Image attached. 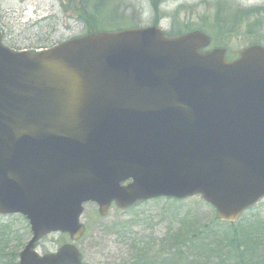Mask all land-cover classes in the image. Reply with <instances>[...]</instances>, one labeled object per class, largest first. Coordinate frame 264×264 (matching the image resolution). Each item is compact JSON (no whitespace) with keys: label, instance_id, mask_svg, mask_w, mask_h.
<instances>
[{"label":"water","instance_id":"obj_1","mask_svg":"<svg viewBox=\"0 0 264 264\" xmlns=\"http://www.w3.org/2000/svg\"><path fill=\"white\" fill-rule=\"evenodd\" d=\"M208 45L147 29L31 55L0 36V213L33 232L20 264H81L73 246L34 248L52 232L79 239L87 202L105 216L113 201L201 194L234 222L264 197V48L228 64Z\"/></svg>","mask_w":264,"mask_h":264},{"label":"rangeland","instance_id":"obj_2","mask_svg":"<svg viewBox=\"0 0 264 264\" xmlns=\"http://www.w3.org/2000/svg\"><path fill=\"white\" fill-rule=\"evenodd\" d=\"M151 25L174 34L203 27L212 38L210 48L226 47L228 55L237 56L250 45H264V0H0L3 44L15 51L65 43L95 29L119 31ZM81 223L87 233L75 246L84 264H131L136 251L121 239L119 230L124 225L141 235L140 241L160 245V252L181 251L194 258L223 256L227 249H235L234 254L242 253L246 259L235 256L233 264H264V200L234 226L217 222L214 209L200 197L150 201L128 211L113 205L103 218L96 205L88 204ZM0 224L13 236L6 246L8 257L0 264H18L19 253L32 236L29 223L19 215H0ZM181 227L203 232L196 250L179 245L173 251L175 228ZM230 240L238 247L229 248ZM69 243L67 236L53 234L38 244L37 252L54 254Z\"/></svg>","mask_w":264,"mask_h":264},{"label":"trees","instance_id":"obj_3","mask_svg":"<svg viewBox=\"0 0 264 264\" xmlns=\"http://www.w3.org/2000/svg\"><path fill=\"white\" fill-rule=\"evenodd\" d=\"M96 32L99 31L96 29L90 30L87 34H93ZM135 223H140V221H137ZM127 226L128 225L122 226L121 230H119V233L121 232V239L126 240L128 245L136 251V255L134 258H132L133 260L131 264H233L234 262L232 261L234 260L235 256L238 258L246 259V257L242 255V253L234 254L235 249H227L226 253L223 254V256H218L216 254H199L194 258H192L189 254L183 253L181 251H178L176 253L160 252L158 249L159 247L155 244V242L146 244L144 243V240L140 241L141 235L132 233ZM175 229L177 230V232L173 235L172 239V241L175 242L173 251L177 250L179 245L187 247V250L189 251L196 250L193 248L197 246L196 244L200 239L203 240V232L201 231L198 233V231L196 232L190 227H181ZM12 239L13 236L10 230L0 224V260L6 259L8 257L6 255V246ZM228 247L237 248L238 246L234 240H230ZM215 251L216 253H219V250Z\"/></svg>","mask_w":264,"mask_h":264}]
</instances>
